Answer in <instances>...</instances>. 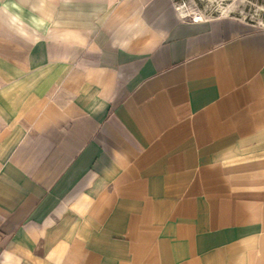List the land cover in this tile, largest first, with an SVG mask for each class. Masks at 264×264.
I'll use <instances>...</instances> for the list:
<instances>
[{
	"label": "crops",
	"instance_id": "0c3cea01",
	"mask_svg": "<svg viewBox=\"0 0 264 264\" xmlns=\"http://www.w3.org/2000/svg\"><path fill=\"white\" fill-rule=\"evenodd\" d=\"M0 264H264V26L0 0Z\"/></svg>",
	"mask_w": 264,
	"mask_h": 264
},
{
	"label": "rangeland",
	"instance_id": "374dc122",
	"mask_svg": "<svg viewBox=\"0 0 264 264\" xmlns=\"http://www.w3.org/2000/svg\"><path fill=\"white\" fill-rule=\"evenodd\" d=\"M188 15L229 14L264 26V0H174Z\"/></svg>",
	"mask_w": 264,
	"mask_h": 264
},
{
	"label": "built area",
	"instance_id": "2783aa9c",
	"mask_svg": "<svg viewBox=\"0 0 264 264\" xmlns=\"http://www.w3.org/2000/svg\"><path fill=\"white\" fill-rule=\"evenodd\" d=\"M177 7L181 9L180 6L177 5ZM188 17L190 18L191 21H200V20L203 19L202 16H200V15H195V14H193V15H188Z\"/></svg>",
	"mask_w": 264,
	"mask_h": 264
}]
</instances>
